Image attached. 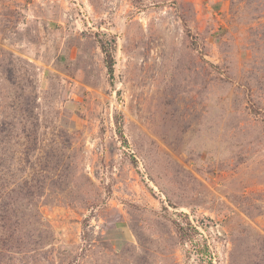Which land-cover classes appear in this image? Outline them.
<instances>
[{"label":"rangeland","instance_id":"rangeland-1","mask_svg":"<svg viewBox=\"0 0 264 264\" xmlns=\"http://www.w3.org/2000/svg\"><path fill=\"white\" fill-rule=\"evenodd\" d=\"M0 264H264V0H0Z\"/></svg>","mask_w":264,"mask_h":264},{"label":"trees","instance_id":"trees-1","mask_svg":"<svg viewBox=\"0 0 264 264\" xmlns=\"http://www.w3.org/2000/svg\"><path fill=\"white\" fill-rule=\"evenodd\" d=\"M112 67H113V66H112V62H111V63H110V69H111V70H112Z\"/></svg>","mask_w":264,"mask_h":264}]
</instances>
